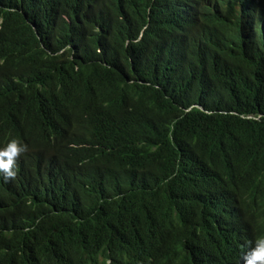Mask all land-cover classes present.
I'll return each instance as SVG.
<instances>
[{
    "label": "trees",
    "instance_id": "obj_1",
    "mask_svg": "<svg viewBox=\"0 0 264 264\" xmlns=\"http://www.w3.org/2000/svg\"><path fill=\"white\" fill-rule=\"evenodd\" d=\"M12 139L39 167L0 174V264H233L264 236V0H0Z\"/></svg>",
    "mask_w": 264,
    "mask_h": 264
},
{
    "label": "clouds",
    "instance_id": "obj_2",
    "mask_svg": "<svg viewBox=\"0 0 264 264\" xmlns=\"http://www.w3.org/2000/svg\"><path fill=\"white\" fill-rule=\"evenodd\" d=\"M38 167L33 150L18 140L12 139L0 147V174L5 180L11 178L13 181L16 172H35ZM245 242L248 245L233 264H264V236L259 237L250 229ZM108 263H113L111 257Z\"/></svg>",
    "mask_w": 264,
    "mask_h": 264
},
{
    "label": "bare ground",
    "instance_id": "obj_3",
    "mask_svg": "<svg viewBox=\"0 0 264 264\" xmlns=\"http://www.w3.org/2000/svg\"><path fill=\"white\" fill-rule=\"evenodd\" d=\"M231 198V197H230ZM227 200V199H226ZM233 201V200H232ZM238 203V202H237ZM224 204V203H223ZM227 204V203H226ZM235 204V203H234Z\"/></svg>",
    "mask_w": 264,
    "mask_h": 264
}]
</instances>
